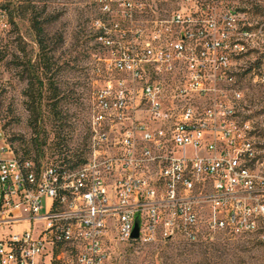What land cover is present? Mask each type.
<instances>
[{"label":"built area","instance_id":"obj_1","mask_svg":"<svg viewBox=\"0 0 264 264\" xmlns=\"http://www.w3.org/2000/svg\"><path fill=\"white\" fill-rule=\"evenodd\" d=\"M178 1L146 20L140 0H93L80 165L21 158L0 127V226L27 225L0 237V264H111L115 243L204 231L264 238V141L236 78L264 37V6L250 22L247 10ZM254 80L264 85V59Z\"/></svg>","mask_w":264,"mask_h":264},{"label":"rangeland","instance_id":"obj_2","mask_svg":"<svg viewBox=\"0 0 264 264\" xmlns=\"http://www.w3.org/2000/svg\"><path fill=\"white\" fill-rule=\"evenodd\" d=\"M5 0H0V5ZM143 19L167 18L180 7L178 0H140ZM221 13L225 9L247 10L250 22L258 21L264 0H209ZM16 25L0 9V127L17 153L29 149L35 157V137L43 160L74 161L86 155L93 64L91 19L96 13L93 0H36L24 4ZM44 28L48 55L54 62L59 93L50 98L44 92L40 101L39 133L30 123L32 95L24 64L38 59L39 47L31 25L33 12ZM264 37L253 36L247 51L237 59V85L242 91L240 113L256 128V140L264 141V85L254 80L264 59ZM53 74V73H52ZM58 102L61 112L53 116L50 105ZM42 143V144H41ZM76 159V158H75ZM25 224L0 226L2 235L21 230ZM111 264H264V238L261 232L228 235L202 232L190 242L179 237L154 243L128 242L111 245Z\"/></svg>","mask_w":264,"mask_h":264},{"label":"trees","instance_id":"obj_3","mask_svg":"<svg viewBox=\"0 0 264 264\" xmlns=\"http://www.w3.org/2000/svg\"><path fill=\"white\" fill-rule=\"evenodd\" d=\"M32 1L36 0H5L3 3H1L0 9L2 10V13L7 16L9 22L13 25H16L15 18L21 15L22 11L24 10V4H26L27 2L28 4H30ZM31 12H33V16L30 20L36 36V42L38 43L39 55L38 59L35 61H32L31 59L27 60L24 66L30 79V87L34 91L32 95L37 96V100L34 102L33 105H31L32 107L30 108L33 117L30 120V123L33 126L35 133L38 134V121L40 117L39 107L40 101L43 97V93L46 91L50 92L52 94L50 98H53L57 97L59 89L55 80V65L52 61L51 56L48 55L49 44L45 38L44 28L38 21V17H36V13H34V10H31ZM50 112L53 116H56L61 112L58 102L55 101L54 103H52V105H50ZM34 143L35 157L29 155V149H24V151L20 154L17 153L14 148L13 150L21 158H32L36 161L40 159L43 160V158H39V156L43 155V149L40 148V144L37 143V137H35ZM84 159L85 156L82 158L79 157V155H75L74 161H71L70 158L63 156V160L59 162L67 163L70 166H78L84 161Z\"/></svg>","mask_w":264,"mask_h":264},{"label":"water","instance_id":"obj_4","mask_svg":"<svg viewBox=\"0 0 264 264\" xmlns=\"http://www.w3.org/2000/svg\"><path fill=\"white\" fill-rule=\"evenodd\" d=\"M139 235V218L138 216L136 217L135 223H134V227H133V231L131 234L132 238H137Z\"/></svg>","mask_w":264,"mask_h":264}]
</instances>
